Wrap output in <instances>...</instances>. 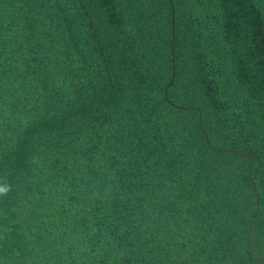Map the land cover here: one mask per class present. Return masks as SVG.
I'll return each mask as SVG.
<instances>
[{"label": "trees", "instance_id": "1", "mask_svg": "<svg viewBox=\"0 0 264 264\" xmlns=\"http://www.w3.org/2000/svg\"><path fill=\"white\" fill-rule=\"evenodd\" d=\"M0 264H264V0H0Z\"/></svg>", "mask_w": 264, "mask_h": 264}]
</instances>
